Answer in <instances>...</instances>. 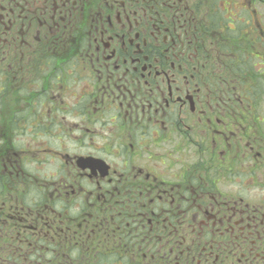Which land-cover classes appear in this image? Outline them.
<instances>
[{"label": "flooded vegetation", "instance_id": "af4514ba", "mask_svg": "<svg viewBox=\"0 0 264 264\" xmlns=\"http://www.w3.org/2000/svg\"><path fill=\"white\" fill-rule=\"evenodd\" d=\"M0 264H264V0H0Z\"/></svg>", "mask_w": 264, "mask_h": 264}]
</instances>
